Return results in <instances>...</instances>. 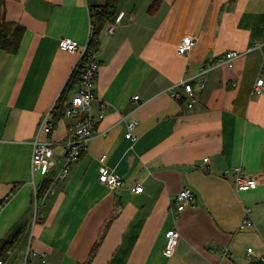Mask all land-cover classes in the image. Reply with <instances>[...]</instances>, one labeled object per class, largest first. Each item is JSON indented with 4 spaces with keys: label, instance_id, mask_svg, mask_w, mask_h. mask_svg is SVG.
<instances>
[{
    "label": "crops",
    "instance_id": "obj_1",
    "mask_svg": "<svg viewBox=\"0 0 264 264\" xmlns=\"http://www.w3.org/2000/svg\"><path fill=\"white\" fill-rule=\"evenodd\" d=\"M154 1L5 0L6 18L25 31L16 53L0 48L4 264H22L29 242L46 253L45 264H85L100 238L87 264L264 260V92L253 91L258 77H264V0H157L150 8ZM107 3L114 14L99 32L93 100V114L104 110L106 115L36 216L34 179L41 186L47 176H33V141L60 94L66 100L78 88L68 89V82L79 51L65 50L59 42L70 37L87 43L91 6ZM120 13L115 31L109 32L108 24ZM188 34L195 43L180 53L178 44ZM230 49L245 53L233 67L207 73L193 107L173 95L182 91L181 81ZM57 110L51 132L41 137L58 143V166L59 143L74 118L63 115L53 122ZM132 119L137 120L134 139L126 136ZM103 154L124 185L112 189L99 180ZM238 165L256 178V187L237 190L232 171ZM137 183L143 191L132 190ZM185 187L194 192L196 206L178 210L175 196ZM247 207L253 224L242 229ZM171 227L181 236L168 255ZM13 239L6 249L4 243Z\"/></svg>",
    "mask_w": 264,
    "mask_h": 264
},
{
    "label": "built area",
    "instance_id": "obj_2",
    "mask_svg": "<svg viewBox=\"0 0 264 264\" xmlns=\"http://www.w3.org/2000/svg\"><path fill=\"white\" fill-rule=\"evenodd\" d=\"M123 13L118 14L115 19L108 24L107 30L109 32H114L117 24L120 22ZM93 32V24L91 23L90 35ZM90 38V37H89ZM89 41V40H88ZM195 43V37L193 35H185L178 44V51L180 53H187L190 51ZM60 47L71 51H79V58L76 66L82 60L88 49V42L84 45H80L79 42L70 37H62L60 39ZM261 45H259L260 47ZM249 48L248 50H251ZM247 50V51H248ZM245 51H240L238 49H230L224 53L221 57L216 59H210L206 61L201 67L200 71L190 78L181 81L182 91L173 90V95L176 98H184L189 107H193L198 100V94L202 91L207 83L206 75L209 71L223 66L228 65L233 67L236 60L241 57ZM100 68V61L97 53L94 52L90 54L88 62L84 67L81 74V82L78 88L70 95L66 100L61 98L62 94L57 98L54 105L47 112L43 121L41 123L40 129L37 133L36 138L33 141L32 146V172L33 176L36 172H42L47 176L49 184L44 189L42 194L39 196L40 186L35 182L34 179V196H35V206L36 210L39 209L40 205L46 201L48 196L54 192L57 185L62 183L69 175L71 166L74 162L78 161L90 139L93 137L95 132V125L101 119L104 118L106 113L102 110L98 117L93 114V100L95 97V85L97 81V76ZM264 70V66L262 68ZM253 91L255 93L264 92V77H258ZM134 98L138 99L139 95H135ZM63 105L65 116L74 118V121L69 125V135L65 140L60 142L62 151L60 153L58 166L55 162L56 154V143L50 138L41 137V133L51 132V121L52 113L58 108V106ZM137 120L132 119L128 123V131L126 136L129 138H135L134 128L136 126ZM106 154L101 155L100 160L103 162L99 168V180L105 183L112 189L125 184L124 179L115 171L111 170L105 163L104 159ZM207 159V158H206ZM57 167V168H56ZM233 181L237 190H245L249 188H254L257 186V180L254 176L246 173L245 169L238 165L234 167L232 171ZM133 191L140 192L143 191L142 184H135L132 187ZM41 198V199H40ZM175 204L178 210H182L187 206H196L195 194L191 188L185 187L175 196ZM2 204L0 203V208ZM251 208L247 207L245 210V215L241 221L240 228L244 229L249 225L253 224L251 218ZM180 232L176 227H171L166 232V243H165V253L171 255L174 253L179 239ZM248 251L252 252V247H248ZM8 253H11L8 250ZM38 258L40 263L45 264L47 262V257L45 252H37L32 249L29 242L27 249L24 253L22 264H38L35 258ZM5 260L0 258V264H4Z\"/></svg>",
    "mask_w": 264,
    "mask_h": 264
},
{
    "label": "trees",
    "instance_id": "obj_3",
    "mask_svg": "<svg viewBox=\"0 0 264 264\" xmlns=\"http://www.w3.org/2000/svg\"><path fill=\"white\" fill-rule=\"evenodd\" d=\"M157 3V0L153 2L150 8L154 7ZM114 14V9L110 4H102V5H92L91 6V23L93 24V32L88 41V49L82 60L75 67L71 79L68 83V89H72L75 85H79L81 82V74L88 62V58L90 54L98 51L100 46L99 32L104 24V22L110 18ZM25 31V26L19 22L9 20L6 18L5 14V0H0V48L10 52L16 53L19 49L21 39L23 37ZM66 88V87H65ZM59 110L56 111V114L53 117L54 119L57 117H61L65 115V111L63 105L58 106ZM57 108V109H58ZM84 152V151H83ZM83 154V153H82ZM82 156V155H81ZM49 184V180H45L43 184L39 188V196L42 194L44 189ZM3 202V201H2ZM2 204V203H1ZM14 239L11 241H6L4 243L5 248H9L11 244H13ZM101 242V238L99 241L95 243L91 250V254L89 259L85 264H87L91 258L94 256L99 244ZM251 264H264L263 259L253 260Z\"/></svg>",
    "mask_w": 264,
    "mask_h": 264
},
{
    "label": "rangeland",
    "instance_id": "obj_4",
    "mask_svg": "<svg viewBox=\"0 0 264 264\" xmlns=\"http://www.w3.org/2000/svg\"><path fill=\"white\" fill-rule=\"evenodd\" d=\"M35 210H36V206H35ZM38 215V210H36V216ZM29 238L32 240V235L31 233L29 234Z\"/></svg>",
    "mask_w": 264,
    "mask_h": 264
}]
</instances>
